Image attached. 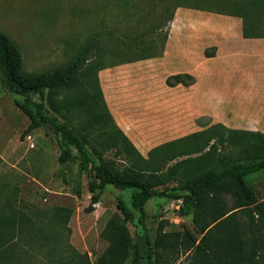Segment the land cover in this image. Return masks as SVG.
I'll use <instances>...</instances> for the list:
<instances>
[{"label":"rangeland","instance_id":"374dc122","mask_svg":"<svg viewBox=\"0 0 264 264\" xmlns=\"http://www.w3.org/2000/svg\"><path fill=\"white\" fill-rule=\"evenodd\" d=\"M231 4L233 0H178L180 6L174 8V0H0V31L19 46L25 71L35 74L52 71L69 62L97 36L108 47L100 61L114 70L105 80L108 96L122 99L118 120H125L128 133L123 134L142 157L148 158L155 147L217 124L227 129L264 134V99H241L243 105H236L234 112L218 108L221 111L216 109L211 117L200 116L203 103L208 100L201 98L206 73L203 68L212 69L206 66L205 59L214 52L208 37L225 30L224 26L226 30L242 29L243 20L232 16ZM247 23L254 35L264 36L263 14L251 13ZM124 35L153 37L158 56L126 62L133 54L132 49L120 45L119 39L124 40ZM164 35L167 36L165 42ZM163 44L164 50L160 52ZM121 61L125 62L111 66ZM187 70L193 78L191 85L167 86L168 77L188 74ZM86 79L88 92L99 98L98 89L101 92L103 84L98 82L97 89L94 77ZM80 93L78 89L76 94ZM101 97L103 103L96 99V113L101 114L104 109L109 113L102 92ZM15 98L18 97L6 93L0 84V214H5L12 206L34 221L38 213L43 217L56 207L69 209L72 214L61 233L69 246L80 254H87L94 264L107 247L100 234L109 217L119 212L116 199L120 197L130 206L132 190L120 191L107 186L100 202L92 206L93 211L86 212L90 194L85 176L78 173L77 161L58 164V146L49 124L22 137L29 120L15 106ZM62 98L59 96L57 101ZM218 100L210 99L212 104ZM57 119L90 140L97 133V128L91 133L87 130L84 108L72 113L62 111ZM111 119L114 122L112 116ZM103 157L114 160L118 168L129 164L128 158H117L111 147L104 150ZM248 182L258 199L264 201V173L250 176ZM78 185L79 195L75 192ZM167 185L174 186L175 182H167ZM179 204V201L149 200L145 206L144 226L138 225L139 214L134 212V221L128 223L127 228L139 245L141 260L138 264H145V238H154L160 221L168 231L193 230L191 217L179 215ZM38 260L41 259L38 257ZM183 260L184 257L178 264Z\"/></svg>","mask_w":264,"mask_h":264},{"label":"trees","instance_id":"16d2710c","mask_svg":"<svg viewBox=\"0 0 264 264\" xmlns=\"http://www.w3.org/2000/svg\"><path fill=\"white\" fill-rule=\"evenodd\" d=\"M174 3V8L180 6L178 0ZM230 8L232 16L243 20L244 36H256L248 29L247 16L254 12L264 15V0H233ZM145 37L124 35V40L119 39L121 47L132 49L133 55L126 62L158 56L155 39ZM163 39L165 42L167 36ZM106 49L107 45L95 36L64 65L48 72L28 73L19 46L0 31V84L6 93L18 97L14 104L29 120L22 137L46 124L53 127L58 164L77 161L78 173L86 178L90 194L86 212L93 211L92 206L100 202L107 186L132 190L130 206L124 199H116L119 212L109 217L100 234L107 247L94 264L140 262L139 245L127 224L134 221L137 212V223L144 226L145 206L151 199L179 201L178 213L191 217L193 230L168 231L160 221L154 238H145V264H178L182 257V264H264V201L258 199L248 182L250 176L264 173V134L217 124L155 147L148 158L142 157L105 109L103 116L96 113V99L102 102L97 72L109 68L100 61ZM163 50L164 44L159 48ZM93 57L98 59L92 62ZM88 76L96 79L99 98L88 92ZM192 83L189 74L166 80L170 87ZM59 96L63 97L60 102ZM83 108L87 130L97 128L91 140L57 119L62 111L72 113ZM109 147L115 149L117 158H128L129 164L118 168L114 160H104V150ZM170 181L175 185L168 186ZM75 192L79 195V185ZM5 212L0 214V264H91L87 254L76 252L61 233L72 214L69 209L56 207L43 217L38 213L34 221L12 206Z\"/></svg>","mask_w":264,"mask_h":264},{"label":"crops","instance_id":"0c3cea01","mask_svg":"<svg viewBox=\"0 0 264 264\" xmlns=\"http://www.w3.org/2000/svg\"><path fill=\"white\" fill-rule=\"evenodd\" d=\"M224 29L208 37L214 55L205 59L206 66L212 69L203 68L206 73L201 98L208 100L200 110V116L207 118L218 108L234 112L238 108L236 105H243L241 99H264V36L245 37L241 28L240 31L226 30L224 26ZM216 67L217 74H214ZM112 72L111 68L100 70L98 82L103 84L101 92L109 114L118 128L128 134L125 120H118L122 99H113L107 93L105 80ZM210 99L219 100L212 104Z\"/></svg>","mask_w":264,"mask_h":264}]
</instances>
